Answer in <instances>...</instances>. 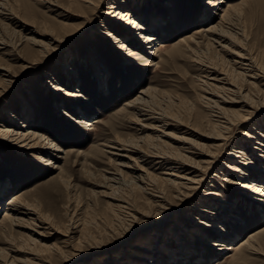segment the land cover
<instances>
[{
	"label": "rangeland",
	"instance_id": "1",
	"mask_svg": "<svg viewBox=\"0 0 264 264\" xmlns=\"http://www.w3.org/2000/svg\"><path fill=\"white\" fill-rule=\"evenodd\" d=\"M57 1L60 8L45 0H0V128L20 129L32 136L21 142L0 131V222L5 204L14 196L32 204L43 219L32 226L42 236L11 224L0 227V251L18 260L38 254L48 260L44 264H264V240L258 253L244 252L229 260L231 250L211 244L228 239L229 247L236 246L264 230V196L251 201L244 186L264 176V157L256 155L264 148L253 139L264 131L260 5L255 0H223L222 7L229 3L235 9L232 24L223 28L231 31L232 38L222 49L208 39L207 30L219 22L221 13L207 6L209 0H100L93 6ZM113 2L132 21L147 25L159 41L157 56L151 53L152 45L139 41L138 29L108 13ZM152 19L164 24L153 25ZM107 31L127 41L138 58L119 51L114 37L103 33ZM38 39L48 48L32 43ZM241 46L263 77L238 75L243 69L232 52ZM215 71L224 72L220 77L234 80L255 100L247 108L239 96L223 94L237 100L224 105L230 118L241 116L223 131L203 98L210 95L206 92L210 83L219 84L212 79ZM57 86L78 90L80 96H69L65 90L57 93ZM148 90L144 109L154 118L137 123V110L128 104ZM88 118L100 123L87 128L81 121ZM142 125L159 129L155 133ZM163 131L175 138L190 137L210 154L195 157L198 167L191 170H186L189 165L171 166L135 153L128 154L132 161L115 155L136 143L141 153L156 152L152 138ZM221 132L224 139L216 140ZM42 134L61 151L48 150ZM26 141H31L30 148L22 146ZM113 141H118L120 151L113 149ZM240 150L246 156L239 171L227 170L225 164L232 162L229 154L233 157ZM48 159L59 168L48 164ZM173 172L200 181L192 184L195 189L181 188L187 180L170 175ZM165 178L175 179L176 186ZM205 204H214L211 213L204 212ZM198 219L218 227H200ZM30 234L36 245L25 240ZM10 245L18 250L7 249ZM26 249L36 254L23 252Z\"/></svg>",
	"mask_w": 264,
	"mask_h": 264
},
{
	"label": "bare ground",
	"instance_id": "2",
	"mask_svg": "<svg viewBox=\"0 0 264 264\" xmlns=\"http://www.w3.org/2000/svg\"><path fill=\"white\" fill-rule=\"evenodd\" d=\"M75 1H80L85 6H93V5H96V4H98L100 2V0H75ZM120 1H121V3H124V0H120ZM223 2H224L223 0H209L208 4H207V6L209 8L210 7H212V8L215 7L216 8L215 10H220L221 11L219 22L216 25L210 27L207 30V33H208L207 35L209 37V38L208 37L207 38L212 43H215V44L217 43L219 47H222V49L226 48L225 45H222V44H224L230 38L228 34L231 31H229L228 29L227 30H224V29L225 28H229L228 25L230 26L232 24V22L230 21V20H232L231 19V11L234 8L229 3H228L229 5L227 4L226 8L222 7L221 3H223ZM255 2L258 5H260L261 11H262V15L264 16V1L255 0ZM45 3H48L50 7L53 6L55 8H60V5H59L57 0H45ZM157 3H159V2H157ZM243 3L245 4V2H243ZM110 8L112 9V11L111 12L109 11L108 13L109 14H114V16L117 18V21L120 20L121 22H123V23H125L127 25H131L132 24L136 29H138L140 31L138 33L139 41H141L142 43H145V44L152 45L151 49H153V50L155 49V50L152 51L151 53H153V54H155L157 56V54L159 53L160 48H155V46L159 44V43H155V42H157L158 39L155 38L154 34H150L151 33L150 31L148 32L147 25H145L143 23H140V22L136 23V22H134V20L132 21V19L129 16V13L128 12H121L120 11L121 9H120L119 6H117L116 2H113V4L110 6ZM63 11L65 13L66 12L67 13H71L66 8L63 9ZM1 12L2 11H0V13ZM153 19L150 20V22L153 23V25H156L158 23V26H161V25L164 24L163 20H159L160 17H159V19H157V20L155 19L154 21H153ZM149 30H151V29H149ZM230 30H231V28H230ZM103 33L109 38L114 37L112 35V33H109L108 31L107 32H103ZM197 33H200V32L198 31ZM43 35H46V34H43ZM230 35H231V33H230ZM44 37H48V35H46ZM192 38H197V35L192 37ZM114 39H115V42L118 44V50L119 51H123L126 56H135V58H138L139 53L137 51H135L134 49H132L131 47H127V45H126L127 41L126 42L125 41L124 42L120 41L117 37H114ZM31 40H34V39H31ZM50 40L52 41L53 38H51ZM209 40H207V41L210 42ZM141 42H139V43H141ZM211 42H210V44H211ZM32 43L35 44V45H38L39 47L43 46V50L48 48V47H44V45H42L43 41H41L39 39L35 40ZM200 44H201V42H200ZM246 52H247V50H246ZM246 52H244V47H242V46H241V49L238 52H232L233 55H235V59H234L235 63L240 64L239 68L243 69L241 71H237L238 75L240 77L244 76V77H250V78H255V79L256 78L258 79L259 77H263V76H261V74L258 73L256 67L253 65V63H252V61H253L252 59L253 58L251 59V56L248 53H246ZM236 58H238L240 60L236 61ZM216 73H218V72L217 71L214 72L215 77L212 78V79L216 80L217 83L219 82V84L210 83L208 85L209 86V90H206L207 94L209 93L210 95H208L206 97L204 96L203 98L206 100V103L210 107H212V111L215 112V116L217 117V119L219 121V124H220L217 127L220 128L221 131H223L222 128H225L224 130L230 129L231 125H234L235 123H237L241 119V116L239 114L238 115L237 114H232V115L236 116V119H234L232 117L230 118L229 113L227 112L226 108L224 107V105H228L230 103H235V102L237 103L236 97H230V96H226V95H223V94L230 93V94L239 96V97H237V99L240 98L241 102L244 103L245 104L244 106L247 107V108L252 107V105L254 104L255 100H253V98H251L249 96L248 92L245 93V89L242 88V87H239L235 83L234 80H230L229 77H227V76L220 77L224 72L223 73H218V74H216ZM251 80H253V79H247L246 81L248 83H250V84H252V83L255 84V81H251ZM106 86L107 85L104 82V87L106 88ZM62 90H65L63 88V86H57V93L61 92ZM66 90L64 92L65 94H67L69 96H74L75 98H79L80 92L78 90H74L73 92H68ZM142 93H143V95H140V96L136 97L133 101H131L128 104L129 106H132L133 108H135V110H137V114H138L137 116H139L137 118V123H141V120H142L141 118H147V117L154 118L152 116V114L150 115L147 112L148 110L145 111L144 104H143L144 101L146 100L145 99L146 94L147 93L149 94V90L145 91V92H142ZM63 113H65L66 116L70 117L71 120L76 121V118H74L70 114H68L66 112H63ZM155 120L158 121L159 123H162V127H164L165 124H166L164 121H159L157 119H155ZM81 122L83 124H86L87 128L95 125V123H100V121L97 120V119L93 120V119H89V118L88 119H83ZM2 127H4V124L2 125ZM142 127L144 129H147V130L148 129H152L153 132H155V133H156V130L158 131V129H159L158 126H155V125L154 126L150 125V127H149V125L148 126L142 125ZM0 131H4L5 136H10L11 138L19 140L21 142H24V140H26L27 138H31L32 137V136H29L28 132L23 133V131H21L20 129H14V128L3 129V128H0ZM223 134H225V133H223V132L219 133L218 136L215 139L216 140L224 139L225 136H223ZM27 136H29V137H27ZM162 136L167 137L169 139V141H167L166 139H162ZM40 137H41V141H43V142H47V140H48V142L45 144L48 150H52L55 153L56 152L58 153V152L61 151V147L57 143H55V141L53 139H48V137H46L43 134L40 135ZM154 137H156V136H154ZM153 138H152V141L154 142L153 146H155V149H156L155 151L156 152L151 151V154H148V155H146L144 153H141L139 147H137V143H136V145H133V144L129 145L130 147H123L122 151H120L121 149H119L120 147H118L119 146L118 145V141H113L111 143H112L113 149L120 151L119 153L115 154L120 159H126L127 158L130 161L132 159L131 158L132 155H128V154L129 153H133V154L135 153L136 155L140 154L139 157L142 158V159L145 158L146 156H149V158H151V159H152V157H154L155 159L159 158V162L158 163H164L165 162V164H168V165H171V166H174L175 164H176L175 166L189 165L190 167H188L186 170H191L193 167H198V165H197L198 162L195 160L196 159L195 157L198 156L200 158H205V155H209L210 154V153L207 154L205 151H203L200 148V144L198 142L196 143L195 140H193V139H191L190 137H187V136L186 137L185 136H180V137L175 138V136L173 137L171 134L166 133L165 131H163L162 134L159 133V135H157L156 140L153 139ZM253 139H254V143L255 144L260 145L261 147L264 148V131H260L258 133V135L255 138H253ZM31 141H30V143H28L26 141L25 143L22 144V146L23 147H25V146L28 147L29 146L28 148H30ZM151 147H152V145H151ZM252 148H253V146H252ZM262 150L263 149H261V152H258L256 154L259 158L264 157V153H263L264 151H262ZM121 152H123V153H121ZM245 154L246 153L243 150H240L238 152V154H236V155L234 154L233 157H232L231 154H229V157L232 159V162H228V163L225 164V167H227V170L239 171V169H238V167H240L239 164L243 163V161H241V160H245V156H246ZM173 159L181 160V162H172L171 160H173ZM237 159H240L239 163L237 162ZM202 160H204V159H202ZM46 161L49 162L48 164H52V165L55 166V163H53L51 159H48ZM237 163H238V165H237ZM56 167L59 168V166H55V168ZM251 167H256V166L253 164V166H251ZM170 169L174 170L175 167H171ZM194 172H195V170L191 171L190 173H194ZM242 173H244V175H245V172H242ZM170 175L174 176L176 174H174V172H173ZM176 177H179L181 179H186L187 180V181L185 180L186 182L184 183V186H180L181 188H187V189L194 188L195 189V187H193L192 184L199 183V181H200V180L198 181V178L194 177V176L189 177V176H185V175L184 176H177L176 175ZM171 178L170 179L169 178L168 179L165 178V180L175 184V182H177V181H175V179H171ZM141 179L143 180V178H141ZM172 180H174V181H172ZM177 185H179V184H177ZM181 185H183V184H181ZM175 186H176V184H175ZM244 186L246 188L245 190L248 192V196L247 197L251 201H254L257 198L264 196V176H261V180H259V181L254 180V181H252L249 184H246ZM207 195H212V194H207ZM152 196L160 198V199L162 198L161 196L155 195V194H152ZM2 199H3V197H0V201L1 202H2ZM220 202H224V200L222 199V200H220ZM5 205H6V210H5L4 215L2 217V221L0 222V227H3L5 229V226L7 224H11V226L13 225V226L23 227V229L25 228V229L29 230V232L35 231V232H33V233H35V235H39V236L43 235L41 232L39 233L37 230H33L32 229V226H36V222L38 220L39 221H43V219H41V217L38 214V212L33 208L32 204L30 205V204H27V203H23L22 197L14 196V198L10 202L6 203ZM213 206H214V204H205V209L206 210L204 212L211 213L212 212L211 208L214 209ZM222 209L225 212L226 209H224L223 207H222ZM34 216H35V218H34ZM236 220L237 221H241V218H237ZM197 225L200 226V227H202L204 225H207V226H209L210 228H213V229H217V227H218L215 222H212V224H211L208 221H205L204 219H200V220L198 219ZM1 230H3V229L1 228ZM221 230H223V229L221 228ZM8 231H9V229H8ZM32 235H34V234L28 235V237H26L25 240L27 241V243L30 242L33 245L34 244L36 245L37 244V240L34 239V237ZM230 235H231V233L229 232L226 236H230ZM196 237H200V234H197ZM263 240H264V230H262L260 232H257V233H255V234H253L251 236H247V237L243 238L240 241V243L237 244L236 246L231 245L229 247L228 244H227L228 239H226L224 241H217V242H214V243L212 242L211 244H212V246L219 247V250H225L226 248L231 250L232 252L229 253L230 256H228L226 258V260H229L230 258L238 256V255H240V254H242L244 252L254 253V254L258 253L259 250L262 249L260 244H261V242ZM219 242H221V243H219ZM139 244H141V243H139ZM12 247H14V246L10 245V247H7V249H10L11 251H17L18 250V248L12 249ZM19 249L22 251L24 248L22 249V247L20 246ZM139 249H141V248H139ZM145 249H146V247H145ZM29 250L26 249L23 252L30 253L32 255L36 254V253H33L34 252L33 250H31V251H29ZM0 252H1L0 253V264H17L16 262H20L19 264H44L45 262L46 263L48 262L47 259H44V258L40 257L38 254H36L32 258H28L27 257L25 259H19L18 260L16 258V256L15 257L12 256V259H11V257L7 258L6 255H8L9 252L6 255H4L2 253V251H0ZM3 252H4V249H3ZM2 256H4V257L6 256L7 259L6 258L3 259Z\"/></svg>",
	"mask_w": 264,
	"mask_h": 264
}]
</instances>
